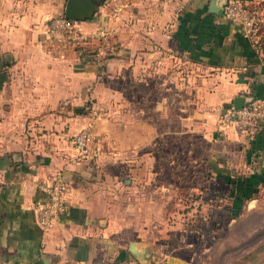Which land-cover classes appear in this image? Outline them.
I'll use <instances>...</instances> for the list:
<instances>
[{
    "label": "crops",
    "instance_id": "1",
    "mask_svg": "<svg viewBox=\"0 0 264 264\" xmlns=\"http://www.w3.org/2000/svg\"><path fill=\"white\" fill-rule=\"evenodd\" d=\"M208 2L101 0L76 26L111 31L75 53L40 42L65 0H0V264H168L154 259L139 199L211 183V161L264 170V121L252 138L218 125L222 103L264 97V50ZM88 124L94 139L79 156L71 139ZM170 154L176 162L162 160ZM53 173L65 180L64 211L42 228L37 184Z\"/></svg>",
    "mask_w": 264,
    "mask_h": 264
},
{
    "label": "rangeland",
    "instance_id": "2",
    "mask_svg": "<svg viewBox=\"0 0 264 264\" xmlns=\"http://www.w3.org/2000/svg\"><path fill=\"white\" fill-rule=\"evenodd\" d=\"M94 114V119L103 116L99 111ZM162 160L177 161L171 154ZM188 171H182L186 178L194 176ZM167 173L177 175L176 167H168ZM211 177V183L185 180L167 184L153 197L137 201L141 215L138 223L144 227L147 224L155 261L166 258L168 264H264V185L256 186L250 199L238 200L236 217L230 218L231 188L219 174L213 172ZM139 189L144 192V187ZM159 247L164 249L163 256ZM245 255L248 257L241 261Z\"/></svg>",
    "mask_w": 264,
    "mask_h": 264
},
{
    "label": "built area",
    "instance_id": "3",
    "mask_svg": "<svg viewBox=\"0 0 264 264\" xmlns=\"http://www.w3.org/2000/svg\"><path fill=\"white\" fill-rule=\"evenodd\" d=\"M259 2V0H225L223 6L222 16L230 25L236 27L241 36L252 46L258 42L257 31L264 26V9L258 8ZM110 31L111 27L90 33L84 32L76 26L74 20L65 19L63 15H55L47 19L40 42L51 50L68 49L76 53L83 51L91 40L105 41ZM262 121H264V97H252L247 105L240 108L222 109L218 125L223 128L234 122L241 131L252 138ZM93 139L92 128L88 124L77 131L71 141L77 154L86 156L89 143ZM37 188L42 198L34 204L36 219L42 228H50L64 211L65 180L60 173H53L40 181Z\"/></svg>",
    "mask_w": 264,
    "mask_h": 264
},
{
    "label": "trees",
    "instance_id": "4",
    "mask_svg": "<svg viewBox=\"0 0 264 264\" xmlns=\"http://www.w3.org/2000/svg\"><path fill=\"white\" fill-rule=\"evenodd\" d=\"M258 8L264 9L263 1L259 2ZM257 34H259V39L257 43H254L253 48L264 50V26L257 31ZM262 96L263 94L258 95L255 93L251 95V97L253 98H262ZM210 166L213 172L222 176L223 181L229 184L231 188V193L229 195L231 197L229 205V216L230 218H235L236 215L234 213V207L235 204L239 202L238 200L249 198L250 192H252L256 186L264 185V170L254 171L247 174H238L232 172V170L230 169L217 166L212 161L210 162ZM247 257V255L243 256L241 261L245 260Z\"/></svg>",
    "mask_w": 264,
    "mask_h": 264
},
{
    "label": "water",
    "instance_id": "5",
    "mask_svg": "<svg viewBox=\"0 0 264 264\" xmlns=\"http://www.w3.org/2000/svg\"><path fill=\"white\" fill-rule=\"evenodd\" d=\"M100 1L101 0H65L62 15L65 19H70L74 21H83L89 19L96 12ZM224 2L225 0H223V2L221 3H218V0H209L207 10L213 14L221 16L223 14ZM251 98L252 97H244L241 95H237L233 97L230 101L222 103L221 107L223 109H237L244 105H247L250 102ZM74 111L77 113H81L82 108H75ZM127 180L128 179H126V181ZM128 250L133 257H135L137 260L140 259L142 255V250L136 247L134 242H131L129 244ZM33 264H41V262L37 260Z\"/></svg>",
    "mask_w": 264,
    "mask_h": 264
}]
</instances>
